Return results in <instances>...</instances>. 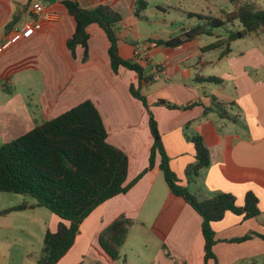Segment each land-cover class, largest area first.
Masks as SVG:
<instances>
[{
  "label": "crops",
  "instance_id": "1",
  "mask_svg": "<svg viewBox=\"0 0 264 264\" xmlns=\"http://www.w3.org/2000/svg\"><path fill=\"white\" fill-rule=\"evenodd\" d=\"M36 2L43 5L49 17L32 11ZM78 2L85 9L108 4L116 10L122 17L116 30L118 54L140 64L149 75L157 76L142 86L141 93L156 120L170 168L182 183H186L184 168L194 160L195 154L189 137L197 133L210 152V165L189 186L203 197L214 192L230 193L238 205L243 204L248 191L257 196L260 215L256 219H244L228 212L222 220L213 223L218 240L213 247L216 264H264V45L254 42L260 36L248 35L255 39L249 42L244 40L248 36L232 41L228 54L219 57L221 48L202 51L211 43L202 44L203 35L175 47L155 43L157 39L170 37H144L141 28L144 19L138 18L133 9L136 0ZM15 12L18 19L6 28ZM26 25L33 27L21 36L16 35ZM74 28L75 21L60 0H0V145L29 131L36 122L50 120L89 99L101 115L109 144L128 156V182L148 167L152 144L148 112L129 92V86L137 83V74L125 67H119L116 72L111 69L107 54L109 41L97 24L87 27L88 57L83 60L81 46L72 55L66 41ZM179 28L184 31L189 27ZM214 35L220 36L219 31L215 30ZM242 42L246 44L241 46ZM136 44H148V62L143 51L141 59L134 57ZM217 49L216 59L206 58V54ZM156 65L161 66V71L154 72ZM197 74L205 78L215 76L220 81L198 80ZM233 108L237 112L228 113ZM159 162L157 155L154 166L126 193L97 206L80 224L73 245L56 264H114L120 260L125 263L126 254L117 260L108 257L99 245L98 235L123 213L134 221L128 234L137 224L147 228V221L140 214L152 193L160 203L153 204L151 212H160L167 203L173 204L175 211L173 221L166 225L170 230L163 237L172 255L157 253L149 264H202L201 217L182 199L183 202L176 200L166 182L163 184ZM35 209L15 211L26 212L29 220L9 229L19 228L30 238H35L34 230H39L43 240L46 230H55L60 219L52 213L47 223L34 220L32 216L36 212L31 211ZM246 234L251 236L244 241H230ZM1 239L7 238L1 236ZM128 240L129 235L122 247ZM8 244L13 246L11 241ZM22 246L25 249L21 257L25 260L31 254L28 243ZM9 256L0 252V264H11L7 262ZM208 264L214 262L210 260Z\"/></svg>",
  "mask_w": 264,
  "mask_h": 264
},
{
  "label": "trees",
  "instance_id": "2",
  "mask_svg": "<svg viewBox=\"0 0 264 264\" xmlns=\"http://www.w3.org/2000/svg\"><path fill=\"white\" fill-rule=\"evenodd\" d=\"M229 2L233 5V10L223 12V19L219 16L204 17L196 14L200 20L205 21L185 29L177 36L157 39L155 43L175 47L199 35H213L215 30L219 31L224 25L233 24L237 20L242 25L241 29H229L226 37L218 36L202 48V51L221 48L218 56L223 57L230 51L232 41L248 35L258 37L264 34L263 8L246 0ZM60 3L75 21L74 32L66 41L72 55L75 48L81 46L83 60L88 57L87 27L97 24L109 41L107 54L111 69L116 72L119 67H125L137 74V83L129 86V92L142 102L148 112V126L152 136L148 167L126 182L128 156L122 149L109 144L107 130L98 109L91 100L86 99L50 120L36 122L29 131L0 145V192L19 194L34 200L32 204L24 201L2 209L0 215L22 211L28 207H44L56 215L60 220L55 230H46L36 261V264H56L73 245L83 220L100 204L126 193L154 166L158 155V168L163 173L169 191L180 197L201 217L202 264H208L210 260L216 264L213 247L218 240L213 223L222 220L228 212L241 215L244 219H256L260 215L257 196L248 191L243 204L238 205L235 196L230 193L214 192L208 197L200 198L189 191V184L195 182L200 171L210 165V152L202 136L195 133L189 137L195 154L194 160L184 168L186 183L183 184L170 168L169 156L156 120L146 97L141 93L142 86L153 81V75L145 72L137 62L123 59L118 54L116 30L122 21L121 15L108 4L85 9L78 0H60ZM145 8L146 0H136L133 8L135 15L139 18L140 12ZM17 19L15 12L6 28L13 26ZM195 78L220 81L215 76L205 78L197 74ZM133 223V219L123 213L100 231L99 245L112 260L120 258V249ZM250 236L246 234L230 241L241 242Z\"/></svg>",
  "mask_w": 264,
  "mask_h": 264
},
{
  "label": "rangeland",
  "instance_id": "3",
  "mask_svg": "<svg viewBox=\"0 0 264 264\" xmlns=\"http://www.w3.org/2000/svg\"><path fill=\"white\" fill-rule=\"evenodd\" d=\"M147 11L140 12V16L143 17L141 28H144L142 32L145 33L144 37L164 38L174 37L182 33V28H188L196 25L197 23H203L205 20H200L197 15L204 17H218L223 19V12L233 10V5L229 0H146ZM257 5L264 7V0H255ZM264 9V8H263ZM242 25L239 21H235L233 24H226L220 30L221 37H226L227 31L239 30ZM225 29L227 31L225 32ZM216 39V36L203 35L201 36V43L206 44ZM250 39L255 40L253 37L248 36L245 42H249ZM259 41H254L258 44L264 45V34H261L258 38ZM241 46L246 43H239ZM235 48V46H234ZM219 49L214 52L206 54L208 59H216ZM219 68V67H218ZM254 74V72H253ZM228 107H224L223 110H227ZM237 108L228 109V113L235 114ZM224 117V113L220 112ZM165 185V180L161 179ZM189 191L199 196L195 190L189 186ZM34 201L32 198H28L19 194L0 192V209L8 208L13 205L21 204L24 201ZM176 200L183 202L181 198L177 197ZM160 203L157 197L152 195L148 198L146 204L143 206V210L140 214L141 217L146 219L147 228H141L139 224L131 228L129 240L121 248L120 255L126 254L127 261L123 260L115 262L114 264H149L151 260H155L156 254L163 253L171 254V248L168 244H165L164 235L170 230V227L166 228V225L173 221V213L175 206L167 203L160 212L153 213L150 211L153 204ZM35 215L32 216L34 220H41L45 223L48 222L49 216L52 214L48 209L44 207H37ZM26 212H11L6 215L0 216V237L4 236L6 240H0V252L2 254L10 255L7 258V262L11 264H36L34 260L38 259L40 250L42 247L40 234L37 230H34L35 238H30L19 228L10 230V226L15 224L26 223L28 218L25 216ZM32 231V230H30ZM39 238V239H38ZM7 241V242H5ZM11 241L13 246H10L8 242ZM28 243L31 256L25 260L22 259L21 253L23 251V244ZM164 246V248H163ZM12 258V259H11Z\"/></svg>",
  "mask_w": 264,
  "mask_h": 264
},
{
  "label": "built area",
  "instance_id": "4",
  "mask_svg": "<svg viewBox=\"0 0 264 264\" xmlns=\"http://www.w3.org/2000/svg\"><path fill=\"white\" fill-rule=\"evenodd\" d=\"M32 11L34 13L44 14L46 17H49V15H50V14H47V12H45L43 5L41 3H39V2H36L35 4L32 5ZM32 27H33L32 25L22 26L19 30L16 31V35H20L21 36V35L25 34ZM10 42H11V40H9L7 42V44H9ZM147 46H148V44H145V46H141L139 44L134 45L132 54H134V57L137 60H139V59H141L143 57L140 54L143 51V52H145V57H144L145 61L148 62V57L146 56ZM153 69H154V72H159V71H161V66L160 65H156V66H154ZM152 77H153V79H155L157 76L155 75V76H152ZM189 105H191V103L185 104L184 107H187Z\"/></svg>",
  "mask_w": 264,
  "mask_h": 264
}]
</instances>
